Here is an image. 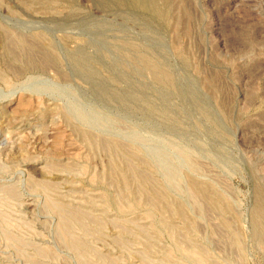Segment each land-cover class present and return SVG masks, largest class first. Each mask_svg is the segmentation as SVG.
<instances>
[{
	"label": "rangeland",
	"instance_id": "rangeland-1",
	"mask_svg": "<svg viewBox=\"0 0 264 264\" xmlns=\"http://www.w3.org/2000/svg\"><path fill=\"white\" fill-rule=\"evenodd\" d=\"M0 264H264V0H0Z\"/></svg>",
	"mask_w": 264,
	"mask_h": 264
},
{
	"label": "bare ground",
	"instance_id": "bare-ground-1",
	"mask_svg": "<svg viewBox=\"0 0 264 264\" xmlns=\"http://www.w3.org/2000/svg\"><path fill=\"white\" fill-rule=\"evenodd\" d=\"M152 69H153L154 73L159 74L161 77H163L165 79V81L166 80L169 81L171 79L170 76L163 74L157 67L154 66ZM195 188H196V185H195Z\"/></svg>",
	"mask_w": 264,
	"mask_h": 264
}]
</instances>
